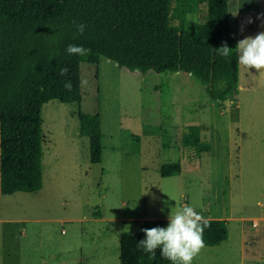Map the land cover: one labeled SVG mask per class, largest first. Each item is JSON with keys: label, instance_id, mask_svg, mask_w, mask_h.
Here are the masks:
<instances>
[{"label": "rangeland", "instance_id": "1", "mask_svg": "<svg viewBox=\"0 0 264 264\" xmlns=\"http://www.w3.org/2000/svg\"><path fill=\"white\" fill-rule=\"evenodd\" d=\"M229 11L250 83L225 102L185 72L81 63V105L42 108V187L3 195L0 264H119L120 234L137 226L124 217L164 219L181 264H264V0H229ZM78 110L100 115L98 163ZM206 217L229 220L225 241L207 246L190 229Z\"/></svg>", "mask_w": 264, "mask_h": 264}, {"label": "trees", "instance_id": "2", "mask_svg": "<svg viewBox=\"0 0 264 264\" xmlns=\"http://www.w3.org/2000/svg\"><path fill=\"white\" fill-rule=\"evenodd\" d=\"M231 19L229 0H0L1 194L42 187V108L50 100L81 105L82 62L105 57L143 74L185 72L212 99H230L238 82ZM77 117L98 163L100 115L78 110ZM176 170L159 168L162 176ZM133 222L120 234L119 264H181L179 246L164 239V219ZM190 229L207 246L228 237L226 219L194 218Z\"/></svg>", "mask_w": 264, "mask_h": 264}, {"label": "crops", "instance_id": "3", "mask_svg": "<svg viewBox=\"0 0 264 264\" xmlns=\"http://www.w3.org/2000/svg\"><path fill=\"white\" fill-rule=\"evenodd\" d=\"M242 25L239 24L238 27H237V30H236V33L237 34V38H236V41H234L233 43H230V50H231V47H232V50H231V53L233 54L232 51H234V54L235 55V59H236V62H237V68H238V82H237V90L240 88H244L247 84H249V75H248V71L250 70H245V67H244V59L242 57H246L244 56V52H243V39H242ZM252 45H249V47H251ZM236 51V52H235ZM250 61H251V64H252V60L250 58ZM117 64V63H116ZM242 66L243 70L242 71H239V67ZM251 74V73H249ZM241 79V81H240ZM261 79L258 78L255 82L257 83L255 86L256 87H260L262 85V83L260 82ZM237 92V91H236ZM235 92V93H236ZM235 93H234V96H235ZM237 106V105H236ZM239 117V115H238ZM238 121V119H237ZM2 199H3V195L1 194V191H0V220L2 219ZM206 218H216V217H206ZM221 219H225V218H222L220 217ZM120 221H125V222H130V221H133V220H138V221H143L144 218H140V219H134V218H130V217H124V218H121L119 219ZM227 220V219H226ZM229 221V220H227Z\"/></svg>", "mask_w": 264, "mask_h": 264}]
</instances>
